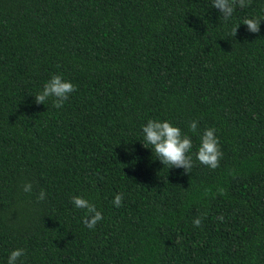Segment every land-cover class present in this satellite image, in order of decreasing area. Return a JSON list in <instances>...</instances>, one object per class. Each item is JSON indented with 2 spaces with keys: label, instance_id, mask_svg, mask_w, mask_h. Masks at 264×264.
Returning <instances> with one entry per match:
<instances>
[{
  "label": "trees",
  "instance_id": "obj_1",
  "mask_svg": "<svg viewBox=\"0 0 264 264\" xmlns=\"http://www.w3.org/2000/svg\"><path fill=\"white\" fill-rule=\"evenodd\" d=\"M252 15L264 0L228 21L211 0H0V264L16 247L23 264H264V20L232 32ZM53 73L76 86L61 108L33 97ZM149 118L192 137L190 173L142 145ZM206 127L215 168L195 157Z\"/></svg>",
  "mask_w": 264,
  "mask_h": 264
},
{
  "label": "clouds",
  "instance_id": "obj_2",
  "mask_svg": "<svg viewBox=\"0 0 264 264\" xmlns=\"http://www.w3.org/2000/svg\"><path fill=\"white\" fill-rule=\"evenodd\" d=\"M248 0H211L212 8L218 9L219 19L228 21L232 18L236 6L243 8ZM261 16H246L241 22L236 23L232 32L236 34L238 27L243 24L247 26V31L257 33L260 30ZM75 85L70 79H67L60 73H53L43 83L40 91L34 97L36 104H45L49 98H53V106L61 108L69 95L75 91ZM189 132L197 133L198 121L191 120L187 124ZM215 127H206L199 133V144L197 146L195 157L201 164L215 168L218 165L222 151L219 145V137L215 135ZM142 145L151 149L152 156L158 159L163 166L169 165L170 168L182 169L184 174L190 173L193 166L191 150L193 147L192 137L184 132L181 127L168 119L149 118L141 126ZM32 185L26 182L23 185L24 192H30ZM46 193L41 190L38 199H44ZM122 202V195L117 193L112 203L119 207ZM71 203L76 209L85 211L84 223L88 228H94L96 223L103 219L102 212L89 199L82 195L71 197ZM221 220L223 217H219ZM194 226H200L201 219L196 217L192 221ZM26 251L22 247H16L9 250L6 264H23L22 258Z\"/></svg>",
  "mask_w": 264,
  "mask_h": 264
}]
</instances>
